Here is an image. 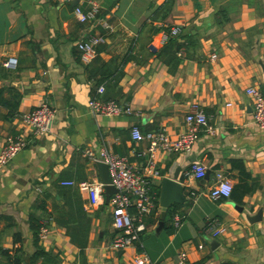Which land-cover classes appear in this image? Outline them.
I'll list each match as a JSON object with an SVG mask.
<instances>
[{"label": "crops", "instance_id": "obj_1", "mask_svg": "<svg viewBox=\"0 0 264 264\" xmlns=\"http://www.w3.org/2000/svg\"><path fill=\"white\" fill-rule=\"evenodd\" d=\"M92 1L99 4L97 17L78 21L74 6L85 9ZM168 25L180 29L174 56L161 53L166 41L160 34ZM88 33H102L105 41L82 63L76 43ZM11 58L15 64L6 65ZM118 65L117 81L107 78ZM101 84V98L128 102L139 114L90 112L88 100ZM250 85L264 94V0H0V147L23 130L21 113L44 100L56 109L50 130L31 136L0 170V264L32 263V212L50 230L46 241H38L52 259L46 264H133L141 246L156 264H176L180 250L191 264H264V130L252 117ZM192 102L204 108L214 133L199 129L189 151L158 150L161 174L151 182L156 207L145 216L139 239L124 250L110 248L114 192L106 199L97 164L81 150L106 148L140 170L147 142L134 141L130 125L142 131L163 126L176 136ZM196 161L206 166L207 177L185 174ZM233 161H241L259 186L240 203L210 200L218 171L237 181ZM163 177L179 184L183 199L166 193L179 200L162 216ZM82 180L103 184L97 204L76 185ZM260 208L261 219L247 218ZM207 217L222 221L218 237L203 231Z\"/></svg>", "mask_w": 264, "mask_h": 264}, {"label": "built area", "instance_id": "obj_2", "mask_svg": "<svg viewBox=\"0 0 264 264\" xmlns=\"http://www.w3.org/2000/svg\"><path fill=\"white\" fill-rule=\"evenodd\" d=\"M67 1V0H65ZM75 18L80 22L93 20L99 12V4L92 1L87 8L76 4L74 6ZM104 27H109L108 22H102ZM180 29L170 26L168 30L163 29L160 41L165 42L170 36H177ZM105 41L102 33H88L76 43L79 59L82 63H88L96 55V47ZM215 57V53L211 54ZM13 58L6 65L15 64ZM104 85L97 87V95L88 100V107L93 114L102 115H137L138 111L132 108L128 102H120L114 99L101 98ZM246 93L251 96V113L254 122L260 129L264 130V94L262 91L250 85L246 87ZM230 104V103H227ZM55 107L48 101H41L35 107L21 113L20 121L23 130L15 135H8L0 147V170L4 168L17 152L28 144L30 137L40 136L47 133L55 118ZM185 128L176 136H170L165 127L159 126L154 129L142 131L137 123L130 125V135L136 142L145 140L147 145L142 150L144 164L138 170L125 155H119L106 148L95 150L90 147L83 148L81 153L91 161H102L108 166L111 183L116 191L110 197L112 207V223L114 233L109 242V247L115 250H124L127 246L139 239L140 232L145 229L144 218L156 207L157 194L153 188L152 179L160 176L161 171L157 166L156 154L158 150L165 151H189L196 140L198 130L203 129L214 133L215 127L209 123V117L204 108L197 102H192L184 114ZM28 130V131H26ZM206 166L200 162H193L185 170L188 176L203 178ZM65 184H75L73 180L62 181ZM232 178L220 171L208 191L210 200L216 201L230 196L233 188ZM81 191L87 192L90 203L97 204L101 198L102 183L99 181L82 180L76 183ZM174 225L179 226L181 220L179 215L173 214ZM224 226L219 217H207L203 231L210 237L220 235ZM49 227L46 220H40L38 238L41 242L46 241L49 235ZM133 264H156V262L142 248L137 251L133 258ZM176 264H191L186 251L177 253Z\"/></svg>", "mask_w": 264, "mask_h": 264}, {"label": "trees", "instance_id": "obj_3", "mask_svg": "<svg viewBox=\"0 0 264 264\" xmlns=\"http://www.w3.org/2000/svg\"><path fill=\"white\" fill-rule=\"evenodd\" d=\"M169 1V0H167ZM170 5L168 4L165 8V10H167V8H169ZM170 27V25L168 26H163L162 28H164L165 30H168ZM158 28H154V31H157ZM177 40V36H170L167 41L163 44L162 48H161V53L162 54H172V56H174L175 52L177 49L180 48L181 44L179 42L176 41ZM123 62V60H122ZM122 74V69L121 66H117L115 68L114 71H111L107 74V78L110 77V75L114 78L115 81H117V79L119 78V76ZM111 77V78H112ZM107 78H102L97 80V83H103V81ZM1 92L2 89L0 88V101L3 102L2 100V96H1ZM233 166L236 167L238 169L237 172V181L233 184V188L232 191L230 193V198L233 201L236 202H242V198L244 195H246L247 193H251L253 192L258 186H259V182L255 181L256 177H253L250 172L246 169V167L244 166V164L241 161H233ZM156 194H158V190H156ZM158 196V195H157ZM38 207H43V200H41L38 204ZM36 205V206H37ZM40 217L36 216L33 212L30 213L29 215V221H30V227L33 230L34 233V242L36 244V250L34 251V254L32 256V263L30 264H35L37 258H41L42 260V264H46V261H51V257L49 256V254L47 253L46 250H44V248L40 245H38V229H39V225H40ZM12 264H21L19 261H14ZM218 264H229L228 262H221Z\"/></svg>", "mask_w": 264, "mask_h": 264}, {"label": "water", "instance_id": "obj_4", "mask_svg": "<svg viewBox=\"0 0 264 264\" xmlns=\"http://www.w3.org/2000/svg\"><path fill=\"white\" fill-rule=\"evenodd\" d=\"M95 164H97V167L99 169V174H100V177L104 183V187L106 188L107 190V193H106V199L109 198L110 194L115 192L116 191V188L114 187V185L111 183V178H110V175H109V171H108V166L105 162H102V161H93ZM208 175V170H206L205 172V175L204 177H207ZM178 176V173L175 172L174 173V177L177 178ZM179 184L177 182H175L174 180H171L169 178H166V177H163L162 178V188H161V192H160V203L162 205V216L165 214V210L167 208L168 205H170V202L171 201H175V200H179L177 198H174V197H168V195L166 193H171L172 195H177L178 193V197H180L181 199V195H180V192H179ZM176 190V191H175ZM175 191V192H174ZM173 192V193H172ZM176 193V194H175ZM183 199V198H182ZM181 199V200H182ZM236 205V204H235ZM236 207L239 209V210H242L243 207L242 206H237ZM247 218L249 220H259L262 218V209L260 208L255 214L251 215V214H247ZM163 224V221H159L158 223V226H157V229Z\"/></svg>", "mask_w": 264, "mask_h": 264}, {"label": "rangeland", "instance_id": "obj_5", "mask_svg": "<svg viewBox=\"0 0 264 264\" xmlns=\"http://www.w3.org/2000/svg\"><path fill=\"white\" fill-rule=\"evenodd\" d=\"M141 233H142V232H141ZM141 233H140V234H141ZM218 236H219V235H217L216 237H218ZM111 238H112V237H111Z\"/></svg>", "mask_w": 264, "mask_h": 264}]
</instances>
